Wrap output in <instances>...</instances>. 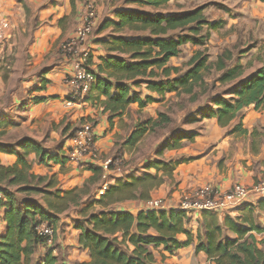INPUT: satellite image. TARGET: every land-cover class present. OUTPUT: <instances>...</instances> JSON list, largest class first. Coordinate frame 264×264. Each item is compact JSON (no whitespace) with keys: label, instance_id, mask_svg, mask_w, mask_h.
Here are the masks:
<instances>
[{"label":"trees","instance_id":"obj_1","mask_svg":"<svg viewBox=\"0 0 264 264\" xmlns=\"http://www.w3.org/2000/svg\"><path fill=\"white\" fill-rule=\"evenodd\" d=\"M126 4L135 3L138 6L158 8L171 0H124ZM264 3V0H259ZM23 4V0H18ZM25 7V4L23 5ZM202 8L185 11L180 14L150 13L147 10L123 8L115 12L116 19H105L97 27V33L106 32L105 37L96 42L105 45L109 54L100 56V63L96 66L95 83L92 86L105 95L102 100L105 111H109L110 119L124 111L132 102L144 107L156 101L149 93L142 98V91L134 87L145 85L148 92H156L164 96L173 92L176 95L188 94L190 100H196L197 86L206 89L204 73L210 68L221 71L215 79L226 83L240 79L236 86L227 91L229 97L217 94L212 99V105L198 109L199 118H216L222 127L242 116L245 107L253 105L256 110L264 108V42L258 47L256 59L261 65L245 77V67L236 62L227 64L231 54L224 50L214 63L209 61V55L201 50L187 61V69L182 66L168 64L170 58L181 53V46L191 43L206 46L209 41L210 29L216 28V22L210 21L202 12ZM204 26L208 27L203 32ZM179 30L173 37H164L169 31ZM143 33V34H142ZM147 33L146 35H144ZM44 88L47 80L42 79ZM91 89V90H92ZM34 102L41 99L35 97ZM197 117L184 119V123L199 120ZM172 122V118L163 111H158L155 118H148L139 122L126 143L135 144L144 134L155 128ZM232 132L245 133L239 121L234 125ZM5 133L0 130V136ZM193 133L185 131L176 133L170 143H165L157 150L161 154L163 149H175L180 146L182 138H191ZM71 137V136H70ZM20 150L4 147L0 143V151L14 153L17 160L13 165L0 163V182L16 186L12 191L0 188L3 198L5 232L0 236V264H32L31 256L44 239L36 234L35 226L47 221L53 227L58 215L67 209L78 206L83 197L88 194L89 184L101 181L103 170L97 165L87 167L93 174L83 186L67 190L56 187L57 181L53 176H41L30 173V164L27 154L32 151L54 163H64L66 156L51 154L45 151L40 142L24 137L19 145ZM186 160V159H184ZM183 159L170 161L155 160L147 165L146 169L155 168L156 172H143L140 175L130 176L127 179L109 183L99 199L83 208L80 215L83 221H76L75 227L81 229L80 244L88 249L91 260L80 264H152L153 256L149 246L164 245L170 252L187 245L176 239V234L184 232V223L187 215L183 209L144 210L132 213L127 210H116L114 204L131 200L145 199L149 192L163 182V176H170L176 166ZM167 168L161 175L158 170ZM40 184H43L40 186ZM24 197L18 199L17 194ZM32 194L41 195V199L32 197ZM93 204H98L99 211L88 210ZM264 207V197L258 203ZM203 223L206 230L197 235L196 248L203 250L215 264H264V248L262 241L257 240L255 232L264 229L254 223L243 225L238 218L228 215L224 218L223 226L217 222L214 214L205 211ZM245 222V221H243ZM55 228V227H54ZM228 233L233 234L230 237ZM128 244L133 248L130 250ZM37 264L58 263L56 256L47 249Z\"/></svg>","mask_w":264,"mask_h":264},{"label":"crops","instance_id":"obj_2","mask_svg":"<svg viewBox=\"0 0 264 264\" xmlns=\"http://www.w3.org/2000/svg\"><path fill=\"white\" fill-rule=\"evenodd\" d=\"M4 1V7L0 10V28L3 32V43L0 50V130H6L0 136V143L4 147L19 150L21 140L29 137L43 144L45 151L65 156L70 146V136L64 135V127L67 123L80 122V119L84 121L92 119L95 145L100 153H106L113 150L117 136L122 133V129L117 124L118 121L133 123L122 139V142L126 143L139 122L151 117L155 118L158 111H161L153 113L149 107L174 94L171 92L161 96L156 92H148L145 85L134 87L135 90L142 91V98L149 93L157 100L144 107H139L137 102H132L124 111L111 119L109 111H105L102 104V100L106 97L96 88H93L86 98L69 104L66 98L68 85L65 77L70 72V61L58 48L60 42L75 32L84 10H80L82 0H23L28 8H34L32 17L26 14L24 6L18 0ZM110 1H112L110 9L103 13H101L102 7L96 4L97 13L101 17L100 22L105 19H116L115 12L119 9L145 10L144 7H147H140L135 3L126 4L124 0L121 1L122 3L114 2L116 0ZM239 2L238 9L250 24L255 23L256 17L260 18V24L264 22L263 2L259 0H240ZM67 16L72 18V22L69 26H64L62 22ZM32 19L38 20L39 24L33 26ZM96 35L98 38L96 37L95 40L106 36L104 31ZM96 44L97 51H92L90 60L93 71H96V66L100 63V56L109 54L105 45L97 42ZM45 54L48 56L45 57ZM173 58H170L168 64L174 65L171 62ZM250 73L244 74V77ZM42 79L47 80L44 88H41ZM35 97L41 100L34 102ZM14 111L16 117L23 119L21 122L14 121L16 128L11 129L13 125L11 121L15 117L9 116ZM147 112L149 115L139 118V113L146 114ZM195 116L200 117L198 113ZM239 121L242 128L246 129L245 133L232 132L234 125ZM63 122L65 123L61 124ZM21 123H23L22 126ZM194 123L199 125L195 126ZM185 124L189 127L184 131L189 134L193 133V136L182 138L180 146L170 150L173 151L171 157L183 159L172 174L163 176V182L149 192L148 198L126 200L114 204L113 208L135 214L146 210V202L149 199L164 197L163 210L177 209L181 193L197 186L212 184L221 190H226L235 183L250 186L264 178V108L256 110L253 105H249L242 111L241 119L237 118L225 127L220 126L214 117L199 118L197 121ZM18 126L21 129L17 128ZM14 133H18V138H2ZM63 139L65 140L62 141ZM27 159L30 164V173L53 176L57 181L56 187L63 190L83 186L93 174L87 167H79L67 160L64 163H54L49 159L43 162L41 157L32 151L28 152ZM16 160V154L0 151L1 164L13 165ZM142 170L143 172H156L155 169H146V167ZM137 171L129 169L125 171V177L117 174L110 178L108 183L136 176L134 174ZM162 173L158 170L159 175ZM100 187L103 188V181L96 183V189L92 193L94 197L92 196L91 199L86 197L78 206H74V208H79L77 211L79 215L83 204L85 206L92 200L100 198L102 194L99 193ZM261 199V197L252 195L243 205L226 213L212 214L222 226L224 218L228 215L238 218L239 223L243 225L254 223L264 229V207L258 205ZM1 210L0 236L6 229L3 208ZM79 215L76 216L77 219ZM186 215L184 229L189 234L179 232L175 237L180 242H185L189 238V243L174 252H170L164 245H150L148 248L153 256L152 264H215L208 258L205 251L196 248L198 233L206 230L203 223L204 212L188 211ZM70 216L67 210L58 215L51 243L37 246L31 256L32 264H37L47 249H50L57 257L58 263L90 262L88 249L79 242L81 229L75 227L78 220L74 221L73 217L72 221ZM263 233L264 230L260 233L255 232L257 240L262 241L260 247L264 245ZM228 234L233 237V234ZM128 246L130 250L133 248L130 244Z\"/></svg>","mask_w":264,"mask_h":264},{"label":"rangeland","instance_id":"obj_3","mask_svg":"<svg viewBox=\"0 0 264 264\" xmlns=\"http://www.w3.org/2000/svg\"><path fill=\"white\" fill-rule=\"evenodd\" d=\"M121 1L122 0H116L114 2L122 3ZM239 1L240 0H171L164 6L158 8L144 7V9L150 13L161 12L165 14H180L185 11H190L196 8H202V12L206 16V18L210 21L216 22V25L218 26L216 28L210 29L209 41L206 46H198L193 45L191 43H186L182 45L181 53L171 60L172 64L182 66L183 70H186L187 61L198 50L207 53L209 55V61L211 63H214L217 59V56L220 55L224 50H228L231 54L230 60L226 61L228 66L233 65L236 62H240L245 67L244 74L246 75L247 73L254 71L261 64L256 59V55L258 52V47L264 42V22L262 21L260 24V18L256 17L255 23L250 24L247 21L248 19L245 18V15L241 12L240 9H238V3H240ZM1 2L2 7H4L5 1L2 0ZM82 2V8L80 10L84 9L83 11H85V9L90 6L96 14L97 25L94 29V33L91 38L93 39L92 49L94 51H97V44L95 39L97 37L96 31L100 23L101 17L100 14L98 15L97 13L96 4L99 7H102L101 13H103L110 9L112 1L82 0ZM22 5H24V1ZM24 9L26 14H30L32 17V12L35 11L34 8H28L25 4ZM64 19L65 20L62 22V25L69 26L72 22V18L70 16H67ZM31 24L33 26H36L37 24H39V21L32 19ZM207 30L208 27L204 26L203 32H206ZM106 33L107 31L105 32V35ZM179 33V30L169 31L168 34L164 37H175ZM146 34L147 33H145L144 35ZM58 49L60 50V45ZM47 56L48 54H45V57ZM220 73L221 71H218L212 67L209 71L204 73V77L207 83L206 89L204 90L201 87L197 86L195 88V91L196 93H198V97L194 101L189 99L188 94H172L160 100L161 102H159L158 104L150 106V111L153 113H156L158 110L167 113L172 118V122L161 125L155 128V130L148 132L147 134L143 135L140 139H138L135 144L133 143L132 145L126 146V143L122 142V139L125 137L127 130L131 128L133 123L130 121L125 123L123 121H118L117 124L122 129V133L117 136L114 142L113 150L108 151L106 153H100L98 148L96 147L95 152L97 160L101 162H107L108 160H110V162L107 163V167H109L108 169H115V171L112 173L121 174L123 176L126 175L125 171H128L129 169L138 170L137 172H135L134 175H140L141 173H143L142 168L144 169L145 165L158 159L170 161L175 158L174 160H176V157H171L173 154V151H170L171 149H163L161 154H158L157 150L162 147L165 143H170L176 133H180L186 130L187 127H189V125H186L184 123V119L194 117L198 112V108L201 107V109H203V107L205 108L208 105H212V99L217 94H222V96L226 98L229 97V94H227L226 92L233 89L241 79L239 78L234 81L222 84L218 81H215V79L220 75ZM244 74L241 77H244ZM145 115H149L148 112L146 114L139 113V118L144 117ZM9 117L16 118H13L14 120L11 121V123L13 124L11 129L16 128V125H14V121L17 120L21 122L23 119L20 117H16L15 111L13 112V114H10ZM87 120L91 121L92 119ZM83 122L84 120L80 119V122L78 121L76 123H67L63 130L64 135L67 137L71 136L76 130V127H78ZM64 123L65 122L61 124ZM22 124L23 123H21L20 125L22 126ZM193 125L196 126L199 124L194 123ZM17 128L21 129L19 126ZM10 137H12V139L18 138V133H14L11 136L2 138L8 139ZM65 139H63L62 141H64ZM82 167L85 168L84 166ZM151 169L155 168L152 167ZM160 169H162V172L165 171L167 174V171L165 169H168V167L164 168L161 166ZM110 177H113V174L107 175L105 178H101V181L109 180ZM42 185L43 184H40V186ZM0 188H8L14 191L16 186L7 185L5 181H2L0 182ZM88 189V194L90 195L87 194L83 197V199H86V197L87 199H91V197L93 196L92 193L96 189V183L89 184ZM101 190L105 189L100 187V191ZM24 196L25 194L23 193L17 194L18 199H21ZM31 196L37 199H41L40 197H42L41 195L36 194H32ZM91 203H94V201L92 200ZM88 205L89 203L85 206L83 204V208L87 207ZM99 209L100 207L98 204H93L88 210V213H91L92 211H99ZM72 210L73 212L71 213ZM77 211H79V208H74V206L67 209V213L71 214L70 220H72V218L74 217V221H83L84 218L80 216ZM78 215L79 218L77 219L76 216ZM261 246L264 248V245Z\"/></svg>","mask_w":264,"mask_h":264},{"label":"built area","instance_id":"obj_4","mask_svg":"<svg viewBox=\"0 0 264 264\" xmlns=\"http://www.w3.org/2000/svg\"><path fill=\"white\" fill-rule=\"evenodd\" d=\"M1 1L0 10L3 8ZM96 25V14L88 6L81 14L74 34L60 43V51L70 61V72L65 77V82L68 85L66 98L69 104L86 98L95 83L96 78L90 66V60L93 51V39L91 37ZM2 43L3 32L0 28V50ZM95 151L94 126L91 121L87 120L81 123L70 137V146L65 155L67 161L79 167L84 166L86 168L90 165L102 167V178L110 174L117 175L112 173L115 169H108L109 167H107L110 160L107 162L98 161ZM109 180L103 181V188L107 187ZM100 193H103V190ZM252 195L264 197V178L250 186L235 183L226 190H221L212 184L197 186L181 193L177 209H183L186 212L226 213L243 205ZM2 198V193H0V205ZM164 205V197L151 198L146 202V210H160L163 209ZM1 208L3 206H0V212L2 211ZM35 230L37 236L44 239L45 243H51L55 232L52 224L47 221L39 222L35 226Z\"/></svg>","mask_w":264,"mask_h":264}]
</instances>
